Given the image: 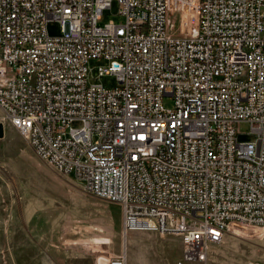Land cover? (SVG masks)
<instances>
[{
  "label": "built area",
  "instance_id": "built-area-1",
  "mask_svg": "<svg viewBox=\"0 0 264 264\" xmlns=\"http://www.w3.org/2000/svg\"><path fill=\"white\" fill-rule=\"evenodd\" d=\"M113 1L0 0L8 125L118 204L125 232L180 237L178 264L227 236L264 241V0H116L124 22L99 27ZM95 60L117 87L89 84ZM242 123L256 142L238 141Z\"/></svg>",
  "mask_w": 264,
  "mask_h": 264
},
{
  "label": "rangeland",
  "instance_id": "rangeland-1",
  "mask_svg": "<svg viewBox=\"0 0 264 264\" xmlns=\"http://www.w3.org/2000/svg\"><path fill=\"white\" fill-rule=\"evenodd\" d=\"M119 8L114 0L98 26L124 22ZM47 29L51 37L62 34L56 21L49 22ZM106 66L102 60L90 62L89 84L108 89L119 85L115 76L98 77V68ZM165 105L172 107V100L166 98ZM1 124L0 264H99L100 259L108 262L119 256L126 257L127 264H178L183 252L180 237L125 232L118 204L85 193L73 176L62 175L41 160L22 135L8 125L0 108ZM72 126L79 128L81 123ZM237 132L241 143L257 140L248 123L238 125ZM249 261L264 264V241L227 236L211 249L206 263L188 264Z\"/></svg>",
  "mask_w": 264,
  "mask_h": 264
},
{
  "label": "water",
  "instance_id": "water-1",
  "mask_svg": "<svg viewBox=\"0 0 264 264\" xmlns=\"http://www.w3.org/2000/svg\"><path fill=\"white\" fill-rule=\"evenodd\" d=\"M4 137V126L1 124L0 125V138ZM107 261L105 259H100L99 264H106Z\"/></svg>",
  "mask_w": 264,
  "mask_h": 264
},
{
  "label": "bare ground",
  "instance_id": "bare-ground-1",
  "mask_svg": "<svg viewBox=\"0 0 264 264\" xmlns=\"http://www.w3.org/2000/svg\"><path fill=\"white\" fill-rule=\"evenodd\" d=\"M123 219H124V215H123ZM124 237L126 238V234H124ZM101 242V241H100ZM102 244H104L105 242H101ZM96 244V243H95Z\"/></svg>",
  "mask_w": 264,
  "mask_h": 264
}]
</instances>
